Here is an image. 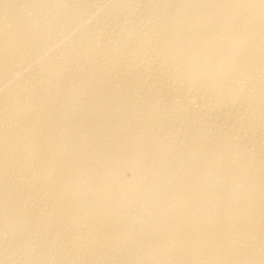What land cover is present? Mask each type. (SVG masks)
Returning a JSON list of instances; mask_svg holds the SVG:
<instances>
[{
	"label": "bare ground",
	"instance_id": "1",
	"mask_svg": "<svg viewBox=\"0 0 264 264\" xmlns=\"http://www.w3.org/2000/svg\"><path fill=\"white\" fill-rule=\"evenodd\" d=\"M0 264H264V0H0Z\"/></svg>",
	"mask_w": 264,
	"mask_h": 264
}]
</instances>
